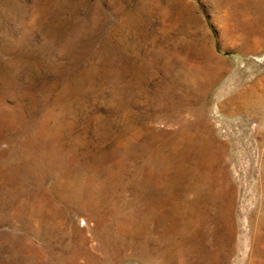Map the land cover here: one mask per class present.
I'll list each match as a JSON object with an SVG mask.
<instances>
[{
    "label": "rangeland",
    "instance_id": "obj_1",
    "mask_svg": "<svg viewBox=\"0 0 264 264\" xmlns=\"http://www.w3.org/2000/svg\"><path fill=\"white\" fill-rule=\"evenodd\" d=\"M0 264H264V0H0Z\"/></svg>",
    "mask_w": 264,
    "mask_h": 264
}]
</instances>
